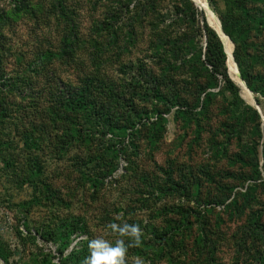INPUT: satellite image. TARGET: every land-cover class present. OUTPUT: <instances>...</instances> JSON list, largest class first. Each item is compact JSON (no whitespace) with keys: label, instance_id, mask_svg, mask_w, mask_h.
Listing matches in <instances>:
<instances>
[{"label":"trees","instance_id":"trees-1","mask_svg":"<svg viewBox=\"0 0 264 264\" xmlns=\"http://www.w3.org/2000/svg\"><path fill=\"white\" fill-rule=\"evenodd\" d=\"M207 1L211 10L218 15L223 31L234 44L233 55L241 77L254 93L264 113V52H256L258 47L256 33L264 31V7L261 5L264 0ZM12 2L15 6L12 11H0V40L3 31L13 20L22 14L34 17L37 12L22 0H12ZM220 2L225 5L223 13L220 10ZM184 4L185 7L181 11L193 24V31L181 32L178 37L163 38L155 35L150 38L149 42L145 43L152 52V56L148 58L151 62L145 60L141 62L139 72L131 69L127 72L129 64H123L124 69L121 74L128 78L120 85L107 75L106 68L110 62L111 52H115V55L121 58L123 52L138 47L143 42L138 20L132 19L124 43L120 42V32L108 25L109 37L106 41H102V45L95 38L88 41L81 37L76 20L65 0H56L54 10L50 12V14L57 13L65 26L66 33L58 52L51 50L40 52L35 59L26 64L22 72L19 71L11 77L4 73V55L0 54V117L2 119L8 115L11 107L8 104L9 99L14 92L19 91L22 99L26 97L32 99L37 91L35 81L47 74L51 76L50 89L48 88L51 101L45 112L47 122L44 124L30 122L29 127H26L28 121L24 120L23 127L15 126L16 132L23 130L21 134L25 152L29 157L33 156L29 158L25 184L35 186L43 183L44 172L38 156V153L43 151V145L39 140H43L42 129L48 123L53 133L62 134L59 139H62L63 146L68 151L77 141L84 146L89 145L91 139L84 136V132L96 126L101 129L103 135L108 132L124 140L128 138L127 148L133 146L137 150L142 137L163 135L165 131L163 115L176 107L177 116L186 120V123L199 122L200 125L205 121V115L209 110L216 109L217 105L215 100L218 94L209 91L210 89L222 86L223 90L236 95L237 99L235 98L231 104L239 105V87L231 78L228 68L227 42L221 37L223 44L217 32L210 27L204 11L196 8L190 0H184ZM141 6L139 11L141 23L156 13L158 8L157 0H145ZM87 43L91 49L83 47ZM103 48L110 52H105ZM168 53L173 57L165 56ZM189 54H192L190 58ZM178 62L181 64L177 67ZM53 64L78 68L79 81L75 84L63 82L55 69L47 68ZM246 109L248 114L253 113L257 123V128L252 131V143L241 145V152L235 156H225L232 166L240 164L239 174L227 170L223 173L217 171V175L220 172L225 178H233L239 181L238 183L249 185L247 191L241 194L242 200L246 203L244 208L240 209L237 199L226 204L230 198L224 195L209 193L206 197L203 196L205 183L217 184L214 179L215 174L211 173L210 169L202 168L198 174L192 170L178 169L181 184L177 185V181L173 178L176 170L172 167L166 175L165 185L157 187L159 198L150 192L152 190L148 185L145 190H141L145 192L140 191L144 196L143 202H149V198L162 200L179 194L196 202V207L170 204L151 209L148 205L146 206V210L149 211L148 219L137 218L139 217L137 215L131 216L127 223L138 224L143 236L140 247L128 249L126 264H134L130 260L137 257L150 264L182 263L183 258L186 257H192L200 264L215 263L220 259L218 253L221 246L229 242L227 234L222 230L225 220L221 214L215 215L217 206H225V211L231 219L246 218L243 226L233 236L236 247L235 260L239 262L240 258H244L245 261V257H250L252 264H264V215L257 214L254 210L247 213L250 210L247 199L251 189L255 187L254 184L259 180L261 182L258 187H264V162L261 168L263 172L260 169V162L262 159L264 161V122L256 108L246 106ZM156 114L159 119L151 121ZM49 134L50 137L53 136L50 131ZM96 150L95 155L89 150L88 155L91 156L89 160L80 161L84 169L93 164L98 168L99 165L102 167L108 163L110 159L108 151ZM99 153L100 156L97 157ZM112 154L113 161L107 164L105 171H99L100 175L93 177L91 182L94 191L98 193L104 185V179L108 177L106 173L108 171L112 173L116 169L114 165L118 154L116 152ZM4 162L9 165V160L6 158ZM46 187L45 195L49 202L65 203L58 191L49 185ZM146 195L149 198H145ZM214 215L216 220L213 223L211 217ZM88 233V224L82 217L70 216L62 220L55 229L45 232L40 237L46 244L52 243L57 246L59 264H83L89 254L87 241L82 239L81 245L72 246L77 238ZM116 238L115 236L111 242L114 243ZM53 258L52 255L45 254L40 259V264H56ZM38 260L34 264H39Z\"/></svg>","mask_w":264,"mask_h":264},{"label":"rangeland","instance_id":"rangeland-1","mask_svg":"<svg viewBox=\"0 0 264 264\" xmlns=\"http://www.w3.org/2000/svg\"><path fill=\"white\" fill-rule=\"evenodd\" d=\"M22 1L31 8H35L37 12L34 17L22 14L3 31L0 54L4 55L3 70L8 77L15 76L19 71L22 72L26 64L35 59L40 52L48 50L58 52L61 48V40L66 33L64 22L59 19L58 14H50L54 10L56 0ZM144 1L65 0L76 20L81 37L88 41L95 38L102 45V41H106L109 37L108 25L120 32V42L124 43L132 19L138 20L143 42L138 47L135 46L123 52L121 58H118L115 52L110 54V62L106 68L107 75L118 85L126 82L128 78L121 74L124 69L123 64H129L127 72L130 69L139 72L141 62L144 60L151 62L148 58L152 56V52L145 43L149 42L150 38L155 35L163 36V38L178 37L181 32L193 31V24L181 11L185 7L184 0H157V12L141 23L139 11ZM193 1L194 6L199 10L202 9L206 13L209 11L204 2L206 0H203L206 8L202 7L197 0ZM261 5L264 7V2ZM14 7L12 0H0V11L10 12ZM220 10L222 13L225 12L223 2H220ZM206 13L208 24L210 22L215 28H219L217 18L210 12L207 17ZM256 40L258 44L256 52H264V31L256 33ZM83 47L91 49L89 43L84 44ZM103 49L105 52H110L108 49ZM165 56L173 57L170 53ZM191 56L192 54L188 55L189 58ZM180 64L178 62L177 67ZM232 64L233 69L230 67V56H228L230 76L239 87L238 106L231 104L236 95L223 90L222 86L210 89L209 91L218 94L215 100L217 105L216 109L209 110V113L205 115V121L200 125L199 122L186 123V120L177 116L178 108L176 107L163 115L165 119L163 135L142 137L137 150L133 146L130 149L127 148L128 138L124 140L108 132L103 135L101 129L96 126L84 132V136L91 139L89 145L84 146L77 141L68 151L63 146L62 139H59L62 134L53 133L48 123L42 129L43 140H39L43 145V151L38 153L44 172L43 183L35 186L24 183L29 158L33 156L29 157L25 152L21 134L23 130L18 133L15 131V126L23 127L24 120L28 121L26 127H29L30 122L37 124L47 122L45 112L51 101V96L48 95L51 76L47 74L35 81L37 91L32 99L28 97L22 99L19 91L14 92L9 99L8 104L11 107L7 117L3 119L0 117V145L2 146H0V264H34L37 259L40 264V259L45 254L52 255L53 262L59 264L57 246L52 243L46 244L40 236L55 229L62 220L70 216L82 217L89 229L87 235L75 240L72 247H76L82 244V239L88 242L89 239L97 236H103L111 242L115 236L110 234L107 225L128 222L134 215L139 216L137 218L140 219H148L149 211L146 210L148 205L151 209L170 204L196 207V202L179 194L162 200H155L146 195L145 198H149L150 203L143 202L144 196L140 191L145 190L148 185L152 190L150 192L159 198L157 187L165 185L166 175L172 167L176 170L173 178L177 181V185L181 184L178 169L192 170L196 174L202 168L210 169L209 171L215 174L214 179L217 184L205 183L203 196L206 197L209 193L224 195L230 198L226 204L237 199L242 210L246 203L242 200L241 194L247 191L249 185L238 183L239 181L233 178H225L220 172L217 175L219 170L221 173L227 170L239 174L240 164L232 166L225 156H235L241 152V145L251 144L252 131L255 127L257 128L253 113L248 114L246 109V106L254 107L252 97L246 89L242 88L233 59ZM47 68L55 69L65 83L75 84L79 81L78 68H67L59 64L49 65ZM261 115L264 116V113L262 112ZM157 119L159 116L156 114L151 121ZM49 131L53 134L52 137ZM96 149L108 151L110 156L108 163L113 161L112 152L118 154L114 165L116 169L112 173L109 171L106 173L108 177L104 179V185L99 193L94 191L91 182L93 177L99 176L100 172L107 169L108 163L102 167L99 165L98 168L93 164L86 169L80 163L82 159L89 160L91 157L88 155L89 150H92L95 155ZM260 151L262 158L263 151L262 149ZM32 154L36 155V153ZM99 156L100 153L97 157ZM5 158L9 160V165L4 162ZM263 162L262 159L260 169ZM261 172H263L262 169ZM260 182L257 180L255 187L249 193L247 200L250 210L247 213L254 210L257 214L264 215V187H258ZM46 185L58 191L65 203L49 202L45 195ZM215 210V215L221 214L225 220L222 230L227 234L229 242L221 246L218 253L220 259L213 264H252L250 257H245V261L244 258H240L239 262L234 258L236 247L233 236L243 226L246 218L231 219L225 211V206H217ZM117 215L121 216L120 220L115 219ZM215 215L211 217L213 223L216 220ZM135 259L132 258L130 262L134 263ZM247 261L249 263H246ZM146 264L150 263L146 262ZM175 264H200V262L192 257H186L183 258L182 263Z\"/></svg>","mask_w":264,"mask_h":264},{"label":"clouds","instance_id":"clouds-1","mask_svg":"<svg viewBox=\"0 0 264 264\" xmlns=\"http://www.w3.org/2000/svg\"><path fill=\"white\" fill-rule=\"evenodd\" d=\"M116 220L121 216L117 215ZM107 228L110 234L116 236L114 243L103 236L89 239L87 242L88 255L83 264H126V255L129 248L140 247L142 245L143 232L138 224L109 223ZM134 264H146L137 257Z\"/></svg>","mask_w":264,"mask_h":264},{"label":"water","instance_id":"water-1","mask_svg":"<svg viewBox=\"0 0 264 264\" xmlns=\"http://www.w3.org/2000/svg\"><path fill=\"white\" fill-rule=\"evenodd\" d=\"M193 1V0H192ZM194 2V1H193ZM206 2H207V6H208V9H209V12L211 13V14H213L214 16H216V18L218 19V22H219V24H220V27H221V31L223 32V34L225 35V37L232 43V41L230 40V38L225 34V32L223 31V28H222V24H221V21H220V19L217 17V15L211 10V8H210V6H209V3H208V1L206 0ZM195 3V2H194ZM196 4V3H195ZM201 9V8H200ZM202 10V9H201ZM202 11H204V10H202ZM205 13H206V11H204ZM206 15H207V17H208V14L206 13ZM209 21V20H208ZM209 25L212 27V25L210 24V22H209ZM213 28V27H212ZM214 29V28H213ZM215 30V29H214ZM216 31V30H215ZM217 32V31H216ZM217 34L219 35V37L221 38V36H220V34L217 32ZM221 40H222V38H221ZM222 42H223V40H222ZM223 44H224V42H223ZM232 46H233V52H234V48H235V46H234V44L232 43ZM224 47H225V45H224ZM225 51H226V48H225ZM233 52H232V58H233V60H234V63H235V66H236V69H237V72H238V76H239V78H240V80L242 81V83H241V86H242V88H244V89H246L247 91H248V93L251 95V97H252V100H253V106L260 112V114H262V112H261V109H260V106H259V104L257 103V101H256V98H255V95H254V93L248 88V86H247V84H246V82L242 79V77H241V73H240V69H239V66H238V64H237V62L235 61V58H234V55H233ZM227 53V52H226ZM228 68H229V66H228ZM230 71V70H229ZM262 118H263V122H264V116H262Z\"/></svg>","mask_w":264,"mask_h":264},{"label":"bare ground","instance_id":"bare-ground-1","mask_svg":"<svg viewBox=\"0 0 264 264\" xmlns=\"http://www.w3.org/2000/svg\"><path fill=\"white\" fill-rule=\"evenodd\" d=\"M198 2H199V4L202 6V7H204V8H206V6H207V3H206V1H204L205 2V4H206V6H205V4H204V2H203V0H197ZM207 14H209V11L207 12ZM216 17V16H215ZM210 18H212V17H210ZM218 20V19H217ZM210 21H211V19H210ZM211 25H212V23H211ZM213 26V25H212ZM219 26H220V24H219ZM213 28L220 34V36L222 37V38H224V40L227 42V45H228V48H229V56H230V62H231V68L233 69V64H232V59L233 58H231L232 57V43L225 37V35L223 34V32L221 31V27H219V28H215L214 26H213ZM235 64V63H234ZM237 70V69H236ZM240 79V78H239ZM241 81V80H240ZM242 82V81H241Z\"/></svg>","mask_w":264,"mask_h":264}]
</instances>
